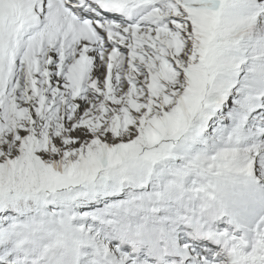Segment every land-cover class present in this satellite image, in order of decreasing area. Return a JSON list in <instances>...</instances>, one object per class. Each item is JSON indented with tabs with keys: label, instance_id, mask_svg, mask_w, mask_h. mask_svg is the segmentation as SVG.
<instances>
[{
	"label": "snow or ice",
	"instance_id": "6c2138e0",
	"mask_svg": "<svg viewBox=\"0 0 264 264\" xmlns=\"http://www.w3.org/2000/svg\"><path fill=\"white\" fill-rule=\"evenodd\" d=\"M0 264H264V0H0Z\"/></svg>",
	"mask_w": 264,
	"mask_h": 264
}]
</instances>
